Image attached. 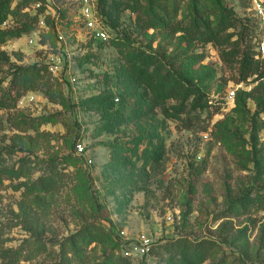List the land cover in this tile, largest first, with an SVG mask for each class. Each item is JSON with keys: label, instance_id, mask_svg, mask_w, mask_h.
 Returning <instances> with one entry per match:
<instances>
[{"label": "rangeland", "instance_id": "obj_1", "mask_svg": "<svg viewBox=\"0 0 264 264\" xmlns=\"http://www.w3.org/2000/svg\"><path fill=\"white\" fill-rule=\"evenodd\" d=\"M23 1L14 0L13 5ZM81 1L54 0L51 11L57 14L50 15V34L43 33L37 44H28L24 36L29 33H25L0 46V50L6 48L13 62L42 64L52 52L62 57L64 65L57 75L53 74L52 99L37 89L20 98L15 108L0 107V156L5 160L0 165H11L28 152L44 158H77V163L69 167L68 180L55 192L43 193L40 201L25 199L22 190L9 180L0 184V247L14 249L26 243L33 258L20 264H38L51 259L58 250L51 245L53 238L75 232L98 215L125 250H130L129 264H160L156 255L142 248L181 236L217 241L219 247L202 264L222 260L226 264L240 260L264 264V201L250 213L229 211L239 197H253L264 188V113L256 114V103L251 99L247 118L234 112L232 92L236 96L238 90L248 91L253 84L237 83L236 63L221 57L223 47L231 46L189 44L181 33L170 36L144 29L137 13L129 8V0H90L109 38L124 33L135 46L166 57L186 51L187 55L203 56L202 61L192 64L189 76L218 104L219 112L211 117L203 113L190 129L181 120L166 117L159 108L148 119L140 120L130 112L129 105L136 102L142 87L137 81L123 79L120 70H130L131 65L109 39L94 38L85 28L80 18ZM223 1L261 34L252 0ZM31 13L32 7L30 11L20 9L9 16L11 26L7 28L30 20ZM57 28L65 35L61 48L57 41L51 42L57 40ZM20 38V47H14ZM185 54L178 57V65ZM3 62L0 87L7 86L9 80V63ZM132 95L135 98L124 105L122 97ZM96 97L107 99L106 106L89 104ZM175 102L170 100L169 104ZM123 111L128 114L126 120L107 121ZM47 115H54V121L42 123L38 130H21L15 125L23 117ZM202 124L207 126L206 131L201 129ZM146 125L155 126L164 139L161 160L147 167L141 162H115L110 144L116 140L128 143ZM218 125L230 132L228 143L218 137ZM25 142L31 149L23 150ZM6 146L18 150L13 153ZM38 174L36 171L34 176ZM227 210L230 213L225 214ZM39 241L47 244V252L39 249Z\"/></svg>", "mask_w": 264, "mask_h": 264}, {"label": "trees", "instance_id": "obj_2", "mask_svg": "<svg viewBox=\"0 0 264 264\" xmlns=\"http://www.w3.org/2000/svg\"><path fill=\"white\" fill-rule=\"evenodd\" d=\"M32 1L24 0L14 6V0H0V46L9 38L21 37L34 30L36 16H32L30 20L26 19L13 28L2 27L9 16L17 14L22 8L26 9ZM129 1L131 3L129 8L137 13V20L144 29H154L170 36L181 33L182 38L189 44L198 42L213 43L220 47L231 46V49L223 47L221 57L225 61L236 63L237 83L253 84L248 91L241 89L236 92L234 112L243 119L247 118L248 100L251 99L256 103V114L264 113V58L256 50L258 34L223 0ZM262 2L264 3V0ZM49 34L50 32L46 33ZM56 41L54 39L51 42L56 44ZM109 43L114 45L131 65L132 70L123 68L120 70L123 76L119 75L126 82H139L142 87L137 94L136 102L130 104L135 98L134 95L131 98L122 97L125 101L124 105L130 104V112L138 115L140 120L148 119L152 115L150 113L154 114L159 108L166 117L181 120L184 127L190 129L194 127L195 122L200 121L203 113L207 112V117H211L219 112L218 104L212 102L208 94L189 76L192 64L202 61V55H187L188 51H186V54L184 53L186 56L179 60L180 65H178V57L184 54L166 57L148 51L141 46H135L124 33L110 36ZM10 59L11 56L6 50H0V61L9 63L8 85L0 87V107L15 108L20 98L31 90H41L50 99L53 98V74L49 71L46 62L20 64ZM170 100L176 102L169 104ZM107 101L103 97H96L89 100V104L105 107ZM127 115L123 111L113 119L109 117L107 121L111 123L118 119L126 120ZM54 119V115L41 118L23 117L15 125L21 130L29 128L38 130L39 125ZM151 126L146 125L144 130L128 143L116 140L110 144L115 162L120 164L141 162L147 167L152 162L160 161L164 153V139L154 129L155 126ZM111 128L107 127V129ZM201 129L206 131L208 128L202 124ZM217 135L223 142L228 143L230 132L220 125L217 128ZM25 144L23 150L31 149L29 144L26 142ZM6 147L13 153L18 150L13 146ZM1 160L5 161L0 156ZM76 163L77 158L72 155L44 158L28 152L20 155L11 165H0V184L9 180L17 190H22L25 199L40 201L43 193L60 189L69 178L70 165ZM36 171H39V174L34 176ZM262 189L253 197L250 194L239 197L232 202L229 211L232 209L250 213L261 201H264V188ZM229 211L224 213H230ZM25 244L14 249L0 247V264H20L22 260H31L33 256L28 251V245ZM51 245L57 246L58 250L51 255V259L38 264H129L131 261V257L124 254L126 246L122 241L117 240L114 232L98 215L85 221L75 232L63 238H53ZM38 247L42 252L49 250L43 241H39ZM218 247L219 244L214 239H190L181 236L154 244L149 251L159 258L160 264H202ZM216 264H226V261L222 260ZM230 264L257 263L240 260L239 263Z\"/></svg>", "mask_w": 264, "mask_h": 264}, {"label": "built area", "instance_id": "obj_3", "mask_svg": "<svg viewBox=\"0 0 264 264\" xmlns=\"http://www.w3.org/2000/svg\"><path fill=\"white\" fill-rule=\"evenodd\" d=\"M257 13L259 15L260 18V25H261V34H258V43H257V50L261 53L262 58H264V3L262 2V0H252ZM53 4H54V0H33L30 7H32L33 9V13H31L32 16H36V23H35V28L33 30V32L31 34L25 35L24 38H27V43L28 44H37L38 41H40V37L43 33H48L49 32V21L50 19V15L55 16L57 13L56 12H52L53 10ZM80 18L82 20V22L85 25V28L87 30H89L90 32H92L94 38H99L103 41H106L109 39V36L107 35V32L104 28V26H102L100 24V21L97 17L96 14V10L94 8V3L90 2V0H82L80 3ZM30 7H27L26 10L30 11ZM52 10V11H51ZM53 14H50L51 12ZM59 16H56V18H58ZM11 26V19L8 18L6 19L3 24L2 27H10ZM57 30V44H58V48H61L63 46V43L65 42V35L64 32H62L61 30H59L58 28ZM262 36V37H261ZM22 38V37H21ZM21 38L15 40L14 42V47L16 45H21ZM25 41V39H24ZM42 46V43L40 44ZM3 49L5 50L6 48L3 47ZM19 49V48H17ZM46 63L48 64V69L49 71L54 74L57 75V73L63 69V62H62V57L60 55H57L56 53H52L50 52L48 54V58L46 60ZM23 97V96H22ZM21 97V100L23 99ZM235 97V93L232 92L231 94V98L232 100H234ZM149 247L145 248L143 247L142 250L143 252L149 251ZM125 255H131L130 250H125L124 251Z\"/></svg>", "mask_w": 264, "mask_h": 264}]
</instances>
